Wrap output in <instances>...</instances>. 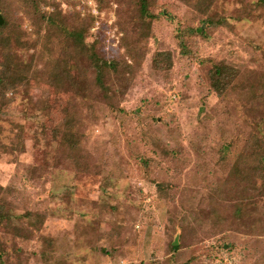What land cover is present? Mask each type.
Segmentation results:
<instances>
[{
  "label": "rangeland",
  "instance_id": "1",
  "mask_svg": "<svg viewBox=\"0 0 264 264\" xmlns=\"http://www.w3.org/2000/svg\"><path fill=\"white\" fill-rule=\"evenodd\" d=\"M39 1L0 0V264H264V4Z\"/></svg>",
  "mask_w": 264,
  "mask_h": 264
},
{
  "label": "trees",
  "instance_id": "2",
  "mask_svg": "<svg viewBox=\"0 0 264 264\" xmlns=\"http://www.w3.org/2000/svg\"><path fill=\"white\" fill-rule=\"evenodd\" d=\"M39 1V0H38ZM41 1H46V0H41ZM146 1L147 0H142V2H141V9H142V12H144V14H146V12H147V8H148V5H147V3H146ZM40 2V1H39ZM259 2L260 3H262V4H264V0H259ZM1 12V11H0ZM1 14H2V12H1ZM3 15V14H2ZM4 17V16H3ZM166 17L167 18H170L171 19V16L168 14V15H166ZM208 20V22L209 21H211L212 23H214V20L213 19H211V18H209V19H207ZM219 22V21H218ZM76 33V31H74L73 32V34H75ZM232 68L230 67V66H228V65H224V64H222V65H216L215 67H214V73H213V87L214 88H216V90L218 91V92H220V85L218 84V83H222V81H223V79H224V77L226 76V74L228 73V72H230V70H231Z\"/></svg>",
  "mask_w": 264,
  "mask_h": 264
},
{
  "label": "built area",
  "instance_id": "3",
  "mask_svg": "<svg viewBox=\"0 0 264 264\" xmlns=\"http://www.w3.org/2000/svg\"><path fill=\"white\" fill-rule=\"evenodd\" d=\"M56 4L60 5L61 7H67L69 2H77L78 0H53ZM84 3L89 4L91 6L93 4V0H82ZM48 7H51L48 5ZM53 9V7H52Z\"/></svg>",
  "mask_w": 264,
  "mask_h": 264
},
{
  "label": "water",
  "instance_id": "4",
  "mask_svg": "<svg viewBox=\"0 0 264 264\" xmlns=\"http://www.w3.org/2000/svg\"><path fill=\"white\" fill-rule=\"evenodd\" d=\"M4 23V17L0 12V25H2Z\"/></svg>",
  "mask_w": 264,
  "mask_h": 264
}]
</instances>
